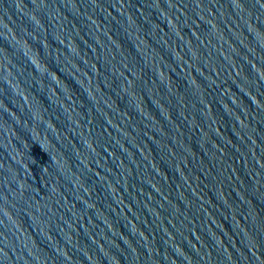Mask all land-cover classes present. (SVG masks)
Masks as SVG:
<instances>
[{
    "label": "water",
    "instance_id": "obj_1",
    "mask_svg": "<svg viewBox=\"0 0 264 264\" xmlns=\"http://www.w3.org/2000/svg\"><path fill=\"white\" fill-rule=\"evenodd\" d=\"M0 264H264V0H0Z\"/></svg>",
    "mask_w": 264,
    "mask_h": 264
}]
</instances>
